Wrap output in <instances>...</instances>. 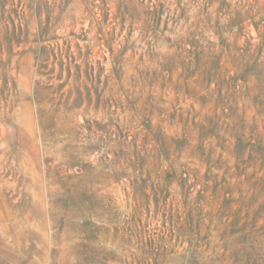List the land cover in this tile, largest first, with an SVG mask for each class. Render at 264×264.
Masks as SVG:
<instances>
[{
  "label": "rangeland",
  "instance_id": "1",
  "mask_svg": "<svg viewBox=\"0 0 264 264\" xmlns=\"http://www.w3.org/2000/svg\"><path fill=\"white\" fill-rule=\"evenodd\" d=\"M0 264H264V0H0Z\"/></svg>",
  "mask_w": 264,
  "mask_h": 264
}]
</instances>
